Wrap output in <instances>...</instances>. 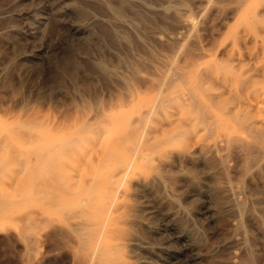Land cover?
Segmentation results:
<instances>
[{
	"label": "rangeland",
	"instance_id": "374dc122",
	"mask_svg": "<svg viewBox=\"0 0 264 264\" xmlns=\"http://www.w3.org/2000/svg\"><path fill=\"white\" fill-rule=\"evenodd\" d=\"M0 264H264V0H0Z\"/></svg>",
	"mask_w": 264,
	"mask_h": 264
},
{
	"label": "bare ground",
	"instance_id": "6f19581e",
	"mask_svg": "<svg viewBox=\"0 0 264 264\" xmlns=\"http://www.w3.org/2000/svg\"><path fill=\"white\" fill-rule=\"evenodd\" d=\"M174 78V77H173ZM175 80V79H174ZM251 86V85H250ZM186 88V87H185ZM233 116V115H232ZM234 118V117H233ZM112 128V127H111ZM254 128V127H252ZM254 144V143H253ZM260 144V143H259ZM57 148V147H56ZM59 148V147H58ZM130 149V148H129ZM39 151V150H38ZM33 152V151H32ZM54 152V151H53ZM50 156V155H49ZM130 163V162H129ZM85 197V196H84ZM82 209V208H81ZM95 253V252H94ZM102 253V252H101ZM92 257V256H91ZM91 260V259H90ZM104 262V261H103ZM88 263V262H87ZM114 263V262H113Z\"/></svg>",
	"mask_w": 264,
	"mask_h": 264
}]
</instances>
